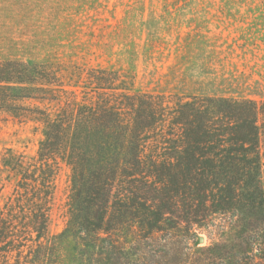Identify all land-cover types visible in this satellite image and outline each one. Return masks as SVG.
<instances>
[{
	"label": "rangeland",
	"instance_id": "obj_1",
	"mask_svg": "<svg viewBox=\"0 0 264 264\" xmlns=\"http://www.w3.org/2000/svg\"><path fill=\"white\" fill-rule=\"evenodd\" d=\"M8 61L45 67L78 100L134 98L143 118L148 115L140 122L146 166L180 144L172 118L178 102L192 95L264 98V0H0V63ZM88 75L112 77L115 88L97 89ZM41 138L37 124L0 113V150L34 158ZM18 180L0 171V216L6 217V204L18 212L0 239V264H31L37 248L35 234L16 225L37 202ZM145 181L112 187L108 237L124 244L126 258L119 262L112 250L107 264H264V176L216 180L215 188L203 181L191 193L161 181L150 189L151 179ZM53 182L49 230L58 236L56 252L40 264H83L73 236L81 219L69 211L72 180L62 160ZM122 193L143 204L132 215L154 225L152 234L137 222L119 225L129 215L116 205ZM260 199L262 216L255 219ZM241 243L248 251L239 252Z\"/></svg>",
	"mask_w": 264,
	"mask_h": 264
},
{
	"label": "trees",
	"instance_id": "obj_2",
	"mask_svg": "<svg viewBox=\"0 0 264 264\" xmlns=\"http://www.w3.org/2000/svg\"><path fill=\"white\" fill-rule=\"evenodd\" d=\"M40 68L23 61L0 63V113L20 123L33 122L40 126L42 134L37 157L27 158L10 148L0 150V171L7 176H19L17 187L37 199L28 219L16 223L35 234L33 241L37 248L32 252L31 264H40L44 258L52 260L50 256L56 252L58 236L50 234L49 224L58 160L70 168L72 187L68 205L70 213L79 214L81 219L73 236L80 246L79 259L83 264H107L112 250L119 262L126 258L124 244L109 241L108 237L112 227L107 214L113 206L110 198L114 196L112 187L116 181L134 187L150 178L153 185L150 189L161 181L160 184H170L175 189L182 186L184 193L185 190L191 193L203 181L211 180L210 187L215 188L219 186L216 180L259 181L264 176V98L261 96L192 95L190 100L178 102L172 118L180 144L165 147L168 152L163 161L144 166L140 156L144 137L140 122L148 119V115L143 118L134 98L114 103L100 97L78 100L75 90L62 88L52 73ZM87 77L94 79L97 89L115 88L112 77ZM58 90L71 96L63 100L56 93ZM259 201L260 211L253 214L255 219L262 216L263 204ZM214 202L219 201L214 199ZM135 204L143 205L125 193L122 199H117L116 205L129 213L128 219L119 225L132 227L137 222L145 235L152 234L154 225L144 217L132 215ZM5 207L6 217L0 216V239L8 235L10 225L17 220V209L11 204ZM218 211L228 210L219 207ZM247 224L243 223L244 232ZM138 238L134 240L137 242ZM239 245V252L248 251V244Z\"/></svg>",
	"mask_w": 264,
	"mask_h": 264
}]
</instances>
